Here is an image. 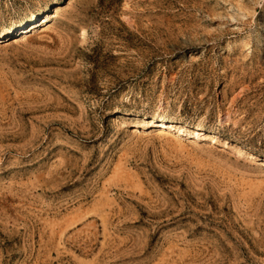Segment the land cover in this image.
<instances>
[{
    "label": "rangeland",
    "instance_id": "1",
    "mask_svg": "<svg viewBox=\"0 0 264 264\" xmlns=\"http://www.w3.org/2000/svg\"><path fill=\"white\" fill-rule=\"evenodd\" d=\"M0 264H264V0H0Z\"/></svg>",
    "mask_w": 264,
    "mask_h": 264
},
{
    "label": "bare ground",
    "instance_id": "2",
    "mask_svg": "<svg viewBox=\"0 0 264 264\" xmlns=\"http://www.w3.org/2000/svg\"><path fill=\"white\" fill-rule=\"evenodd\" d=\"M43 21H46V18H45V16L43 17ZM25 29H26V28H20V29H19L20 33H24V32H26V30H25ZM138 121H139V120H138ZM140 121H141V120H140ZM143 123H144V122H143ZM149 123H150V122H149ZM152 123H153V122H152ZM161 123H162V124H160V125H163V123H164V122H163V121H161ZM198 132H200V131H198Z\"/></svg>",
    "mask_w": 264,
    "mask_h": 264
}]
</instances>
